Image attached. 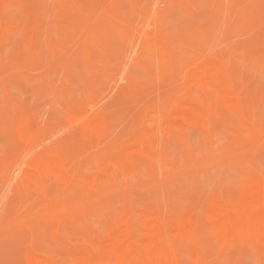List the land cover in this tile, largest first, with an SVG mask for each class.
<instances>
[{
  "label": "rangeland",
  "instance_id": "obj_1",
  "mask_svg": "<svg viewBox=\"0 0 264 264\" xmlns=\"http://www.w3.org/2000/svg\"><path fill=\"white\" fill-rule=\"evenodd\" d=\"M15 3L14 7L1 10L2 13L5 12L4 18L8 21L11 19L14 24L18 20L20 24H25L27 18L38 17L43 32L51 37L53 35L52 38L61 44H65L69 37L75 38L79 34L72 25L73 21L71 23L69 18H64L58 8L54 10L57 5L53 0H16ZM101 3L104 7H109L111 12L104 17V24L94 32L97 39L90 50L78 38L68 45L66 57L58 58L45 46L44 34H40L38 38L43 42L39 40L34 48L29 47L30 39L24 35L22 38V34L19 35L13 30L8 32L11 36L5 34L8 36L4 43L9 46L3 48L0 64V120L12 125L13 118L18 114L34 116L42 125L50 126V139L46 145L62 142L73 132H68L73 126L66 118L69 104L67 99L70 98L71 101L72 97L85 101L89 109L109 107L112 130L110 129V136L97 146L89 147L80 143L76 150H72L70 145L63 148V152L71 154L70 168L73 175L75 174L72 186H62L54 181L47 187L22 185L19 188L18 176L12 171L8 172L12 166L6 171L4 168L0 169V264H26L24 257L28 252L34 251L49 256L57 263L73 264L69 254L79 246L75 231L93 232L103 236L116 222H134L136 219L146 221L155 211L172 219L193 215L205 223V218L209 215L207 212L215 198L237 191L252 176L259 175L264 178V70L256 60L250 62L249 56L252 43L264 42V0H200L198 7H195L197 20L191 19L194 10L191 7L185 9L179 0H101ZM16 7H20L21 11L16 10ZM25 9L30 11L24 13ZM37 12L43 17L39 18L41 15ZM217 12H221L218 18ZM212 13L214 15L211 16ZM252 13L256 14L255 17ZM248 16L253 17L248 21ZM244 17H248L247 20ZM63 23H70L66 28L69 36H63L60 31ZM131 27L142 33L159 32L167 40L164 45L167 52L163 47L151 49L144 52L145 62H139L138 55L142 54L137 40L139 32L134 38L131 37L126 32ZM245 33L248 34L247 41L250 42L242 41L246 38ZM259 35L261 38L258 40ZM240 42L246 46L243 43L242 46ZM228 52L238 60L236 66L237 62L241 64H238L241 70L238 67V76L234 79V82H238L234 84L239 88L242 103L251 104V107L246 106L250 114L252 113L249 117L251 119L254 115L252 120L257 119L260 122L259 129L227 112V124L219 122L221 127H218V121L215 122L218 128L213 126V133L205 129L194 128V131L190 128L188 142L184 145L164 140L165 158L143 156L138 159L140 167L137 165L135 170L127 174L120 171L111 161L112 149L130 139L133 126L138 120L137 113L142 112V107L135 105V97H127L128 94H123L118 89L117 85L121 87L126 82H120L121 76L130 83L132 81L134 84L147 86L149 90L141 93V100L144 98L142 105L148 106L147 103L151 101L150 108H159L164 101L170 99L171 88L175 89L180 85L179 80H170L173 79V64L176 67L182 66L185 60L202 61V58ZM98 56L101 57L100 60ZM103 56L108 58L103 59ZM245 56L247 60H244ZM90 57L94 59V66L105 65L114 74L109 71V77L98 78V74L87 63ZM246 63L249 67L247 71L244 67ZM56 89L64 91V95L57 96ZM76 91L78 94L74 93ZM240 92H244V96ZM245 96L246 104L242 99ZM61 115H65L63 117L66 121ZM57 116L58 121L64 125L56 123L58 121L52 123ZM4 136L0 128L1 152L4 155L10 154L11 157L16 156L10 140ZM198 239L208 252L205 255L189 253L184 258L185 264H264V254L262 256L244 244L228 252L226 245L215 239L208 224L203 226ZM235 249L239 250L234 251ZM192 254L194 255L191 256ZM94 263L110 264L102 258L93 259L91 264Z\"/></svg>",
  "mask_w": 264,
  "mask_h": 264
},
{
  "label": "bare ground",
  "instance_id": "obj_2",
  "mask_svg": "<svg viewBox=\"0 0 264 264\" xmlns=\"http://www.w3.org/2000/svg\"><path fill=\"white\" fill-rule=\"evenodd\" d=\"M15 1L16 0H0V64L2 60V50L3 48H5V46H9V44L5 45L7 43H4V39L5 40L7 39L6 37L9 35L8 32L12 30L13 32L19 33V35L22 34L21 36L22 38L24 35L28 39H30L28 44L29 47L32 48H34L35 44L40 40V39L38 40V38L41 36L40 34H44L45 35L44 42L46 44L45 46L49 48L50 53L53 54L54 57L64 58L66 57L67 54L66 51L68 45H71L78 38H81V41H83V45H85V48L87 50H90V48L95 44L97 39L94 32L100 28L101 24L103 23L102 21L104 17L111 12L109 10V7H104L102 5L101 0H53L54 3L57 5V7H54V10L55 8L56 9L58 8L59 11L63 14L64 18L65 17L69 18L71 23L73 21L72 25L76 27L79 33L77 36H75V38L71 36L68 38L65 44H61L56 42L57 39L55 40V38L54 39L52 38L53 37L52 34L51 37L49 34L43 32L41 26L39 25L40 21L38 22V17L27 18L25 24H20L19 23L20 20L17 21L18 22L17 24L12 23L11 19L9 21L6 20L4 18L5 12H3L4 13L3 16L1 10L2 9L8 10L14 7L13 5ZM174 1L176 2L177 0ZM179 1L180 4L183 5L185 9L191 7L192 11L194 10L195 12H196L195 7L200 2V0H179ZM15 9L17 10L18 8L16 7ZM25 10L24 13L30 11V9H25ZM194 11L191 14L193 15L191 17L192 20L198 17L197 12L194 13ZM220 13L221 12H217V16H216L217 18L219 17L218 14ZM254 14L253 16L255 17L256 14L255 15ZM38 15H41V13L40 14L38 13ZM212 15L214 14L212 13L211 16ZM42 17L43 16L41 15V17L39 18ZM250 17L248 18V21L249 19H251ZM65 20L66 19H64V21ZM241 20L242 19H240V21ZM68 26H70V23H65L63 26L60 27V31L63 36H69L66 34V28ZM50 27H52V25ZM246 30L250 31L248 30V28ZM254 31L255 30L253 29V32ZM126 32L129 33V35L134 38L139 31L131 27L130 29H127ZM6 33L8 34L7 36L5 35ZM246 34L247 33H245V35ZM138 36L139 37H137V40L139 41V49L141 50L140 54L142 53L141 55H138V59L139 62L141 63L145 62L146 59L144 58V54H145L144 52L149 51L151 49L152 50L162 49V47L164 48V45L167 42V40H165L160 35L159 32L156 33L155 31L151 34L139 32ZM252 36L253 35H251V37ZM247 37L248 34L246 35V38L244 37L245 39H242V41L246 40L245 43L250 42L247 41V39L249 38ZM260 38L261 35L257 37L258 40ZM26 40L27 39H25V41ZM41 40L40 42H43ZM240 43L237 45L238 47ZM251 45H253L250 47L251 53L250 54L248 53L249 56L251 57L250 62L251 61L254 62L256 60L264 70V42L261 43L258 41V43L256 44L252 43ZM164 49H166V47ZM236 50L237 49H235V51ZM242 51H240V55ZM93 56L96 57V55ZM103 57H104L103 59L108 58L105 56ZM91 58L92 57L88 59L87 63L89 64L90 67L94 69L93 72H95V74L96 73L98 74V78L109 77V73H108L109 71L114 74V72L111 71V69L108 70L105 65H103V67H97L96 65L98 64L94 66L93 65L95 64L93 63L94 59L92 60ZM201 58L202 57H200V59ZM95 59H97V57ZM108 60H104V62ZM195 60L192 59H189L187 61L185 60L182 66L176 67L174 64L172 65L173 79L170 80L173 81L179 80L180 85L178 84L179 86L175 89L171 88L172 94L170 99L164 101L165 103L163 102L164 104L162 105V107L159 108L158 107L150 108L151 106L149 104L150 103L152 104V102L149 101L150 103L148 104L146 100L145 103H147L148 106L142 105V103L144 102V98L143 100H141V93L144 90H149L147 86L134 84L132 81L130 83V81H128L124 77L122 78L121 76L120 82L121 81L122 82L126 81V82L124 86L120 87L117 85L118 89L121 90L120 92H123V94H128L127 97H129L130 95L132 96V98L135 97L133 100H135L136 107L137 106L142 107L141 109L142 112L137 113L138 120L136 121L137 123H135L133 126V131L130 139H128L125 143L121 145L118 146L116 145V147L112 149L113 151L110 157L111 161L123 173L127 174L135 170L137 168L138 159L140 157L144 156L153 159L165 158L166 150L164 149L165 148L164 140H167L169 142L175 141L177 144L179 143V145L181 146L188 142L187 137L189 136L188 134L190 133L189 132L190 128H193V130L194 128L202 129V130L205 129L207 132L210 133L213 130V126L216 125L215 122L218 121L217 122L218 127H221L219 125V122L220 124L223 125L227 124L226 121L227 112L231 113L232 115L238 116L242 122L244 121L248 122L249 124L254 126L255 129L260 127L259 125L260 122L257 119L252 120L254 115L251 116L252 117L251 119L249 117L252 113L250 114L246 106L250 105L251 107V104L245 103L246 101H244V99L246 98V96L242 97L243 102L246 105L242 103L239 96V91H238L239 88L238 86H236L237 88L235 87V84L238 81L235 80L237 82H234V79L238 76V74L236 76V73H238L237 69L239 65L241 66V64L237 62V66H236V61L238 60L233 58L232 53L228 52L223 55L221 53L220 56L205 57L202 58V61H200L199 59H197L196 61ZM244 60H247L246 56L244 57ZM107 63H103V64L107 65ZM241 63L243 64V62ZM244 67H245V71H247V67H248L247 63L246 66L244 65ZM239 70H241V68ZM60 89L55 90L57 92L56 93L57 96L64 95V91ZM72 91L73 90L71 88V92ZM167 91L168 90H166V92ZM241 92L240 95L244 96L243 95L244 92L242 94ZM74 93L78 94L77 91ZM148 93L146 94L148 95ZM155 93L157 94V92ZM71 95L69 96L71 97ZM69 100L67 99L69 104L67 106L66 118L68 119L67 122H69V124L73 126V129H71V131L68 132H72V130L73 132L68 137L66 136L67 138L64 141L57 142L52 145H46L48 140L50 139L49 137L50 132L48 131L49 129L48 127L50 126L47 125L46 127L45 125H42V123L39 122V120L34 116L31 117L25 114H18L15 116V118H13L14 122L12 125H8L5 122V120L4 121L0 120V128H2L3 134L6 136L4 137L8 138L7 139L8 141L10 140L9 143L10 145H12L14 150L13 151L14 153L13 152L12 153L16 155L12 157L10 156V154L4 155L5 153L4 152L2 153L0 150V169L4 168V170L6 171L9 167L12 166L8 172L12 171L18 176L19 182H17L18 183L17 187L21 188L20 186L22 185H38V186L47 187V185L50 182H54V181L59 182L60 184H62V186H72L71 183L73 176L75 174L73 175L72 169L70 168L71 154L65 151L63 152V148L65 146L67 147L68 145H70V148L72 150L73 149L76 150L80 146V143L82 145L89 147L93 145L97 146V144H102L103 141H105L110 136L109 133L111 132L110 129L112 130V125L110 124L112 122L109 117L110 114L109 107L89 109L85 101L76 98L72 99V97H71V101ZM64 102L66 101L64 100ZM259 104L260 103H258V105ZM136 107L134 106L135 109ZM256 109H258V107ZM256 109L254 110L256 111ZM119 114L122 113L119 112ZM58 116L55 120H52L53 124L54 121L55 122L58 121ZM63 120L66 121L64 117ZM56 123H60V122L58 121ZM215 127L218 128L217 125ZM63 130L65 131V129ZM169 142L167 146L169 145ZM207 176L208 175H206V177ZM208 184L210 183L208 182ZM79 185H81V183ZM83 193H86V191L85 192L83 191ZM209 210H210L208 211L209 213L207 212V214L209 215L208 217L205 218L206 224L203 223L204 221L200 222L199 218H195L193 215H186L180 217L179 219H172L166 217L165 215H162L159 211H155V213H153L152 215L150 214L151 216L147 218L146 221H141L139 219H136L134 222L133 221L116 222L110 227L109 231L105 233L103 236L95 234L93 232H85V231L83 232L80 230L75 231V233H77L78 235V237L77 236L76 237L78 238L77 243L79 246H77L69 254V257H71L70 262L71 263L74 262L73 264H91V261L93 259L102 258V259H106L107 262L109 261L110 264H185L184 258L189 253L196 252L197 254L205 255L208 252L205 249V247L201 246L198 239L203 230V226L204 225L206 226L207 224L209 226V229L215 236V239L218 242L224 243L226 245V250H228V252L229 250L233 251L234 248H238L239 247L238 245L243 246L244 244L252 248L256 253H260L263 256L264 254V178L262 176L259 175L252 176L237 191H233L229 194L226 193L219 195L217 198L214 199L213 204L211 203ZM207 219L208 222H206ZM242 249L245 250V248ZM242 249L240 250L242 251ZM237 250L235 249L234 251ZM250 251L251 250H249V252ZM193 255L194 254H192L191 256ZM237 256L239 255L237 254ZM24 258L26 264H64V263H57L49 256L35 251L28 252V254Z\"/></svg>",
  "mask_w": 264,
  "mask_h": 264
}]
</instances>
